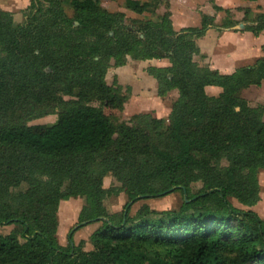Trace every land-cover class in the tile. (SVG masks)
Wrapping results in <instances>:
<instances>
[{"label": "trees", "instance_id": "16d2710c", "mask_svg": "<svg viewBox=\"0 0 264 264\" xmlns=\"http://www.w3.org/2000/svg\"><path fill=\"white\" fill-rule=\"evenodd\" d=\"M101 1L31 0L34 12L23 25L0 10V226L18 228L0 234V264H264V219L231 202L252 208L261 201L264 104L252 107L241 94L262 86L264 55L221 74L194 60L196 40L214 17L177 32L167 10L132 29L124 13L106 11ZM161 6L125 2L138 15ZM214 8L226 14L223 28L239 24L230 10ZM247 20L243 31L260 37L264 13ZM129 57L170 62L148 69L161 99L178 93L167 120L140 114L114 122L131 90L108 85L106 76ZM207 87L222 92L210 96ZM51 115L58 116L52 125H30ZM109 176L121 187L106 189ZM195 183L203 187L193 194ZM112 192L128 196L120 214L105 206ZM176 192L184 197L179 210L144 206L131 216L139 201ZM79 198L85 204L61 246L60 203ZM96 223L94 250L86 252L74 236Z\"/></svg>", "mask_w": 264, "mask_h": 264}, {"label": "rangeland", "instance_id": "374dc122", "mask_svg": "<svg viewBox=\"0 0 264 264\" xmlns=\"http://www.w3.org/2000/svg\"><path fill=\"white\" fill-rule=\"evenodd\" d=\"M140 1L148 2L150 0ZM160 1L162 2V6L156 11L155 15L149 13L138 15L127 10L125 8L126 0H102L100 6L111 13H124L126 15V25L132 29L137 28L141 22L149 20L158 21L167 10L172 14L173 28L177 32H180L183 28H199L203 15L214 17V26L209 28L206 36L196 40L201 54L196 56L194 60L201 67L216 66L225 71H233L241 67L253 66L258 59L263 57L264 53L261 43L264 39V33L260 37L255 38L251 33L244 32L243 30L244 27L250 24L245 22V18L248 19L247 21H252L258 15L264 13V0L257 2L247 0ZM30 5L31 0H0V10L12 13L16 25L25 24L33 14L34 11L30 8ZM215 5L221 6L225 10H230V18L239 24L235 28H223L222 24L226 18V14L224 12H217L214 8ZM65 10L69 17H73L74 12L71 6L66 4ZM246 11H249L247 15ZM150 67L149 60L136 61L129 57L124 67H112L109 69L106 76L108 85L112 86L116 82L125 92L128 88L131 90L130 94H128L129 99L125 105L123 115L114 120L116 124L119 122L128 123L133 116L140 114H150L158 119H168L172 105L178 98V93L177 91H173L166 98L161 99L157 92V81L148 73ZM216 92V90L210 89L208 95H217ZM241 97L252 107L264 104V85L243 91ZM57 119L58 116L51 115L32 121L30 125H52ZM224 165L227 164L224 163ZM259 182L261 186V201L255 207H245L234 199L231 202L239 209L255 211L264 219V170L259 171ZM104 187L106 189L120 188L121 184L115 178L109 176L104 180ZM202 187V183L193 184L191 186L192 193H198ZM20 190H26V186L21 187ZM183 200V194L180 192L161 199L142 200L133 206L131 216L136 217L144 206H148L151 211L158 213L177 211L182 206ZM127 202L128 196L125 193L115 194L112 192L105 200V206L110 214H120ZM84 204V199L80 198L60 203L57 238L61 246H67L69 231L78 222V217ZM151 218L158 219V216L153 215ZM101 225V223L91 224L77 232L74 236L75 245H79L80 242L84 241L83 250L86 252L93 251L94 247L90 242V237ZM17 229L16 226H0V234L6 236Z\"/></svg>", "mask_w": 264, "mask_h": 264}, {"label": "crops", "instance_id": "0c3cea01", "mask_svg": "<svg viewBox=\"0 0 264 264\" xmlns=\"http://www.w3.org/2000/svg\"><path fill=\"white\" fill-rule=\"evenodd\" d=\"M263 41H264V39H263ZM262 44H263V42L261 43V46H262ZM149 64L151 65V67H157V68H166V67H170V65H171L170 62L167 59L166 60H149ZM210 68L212 70H217L221 74H225V75L233 74L237 70V69H235L233 71H225L224 69H221V68L216 67V66L215 67L214 66H210ZM262 85H264V81H263ZM210 89L216 90L217 91L216 92L217 95H219L222 92V90L220 88L207 87L206 88L207 94H209L208 92H209ZM218 92H219V94H218ZM217 95H210V96H217Z\"/></svg>", "mask_w": 264, "mask_h": 264}]
</instances>
